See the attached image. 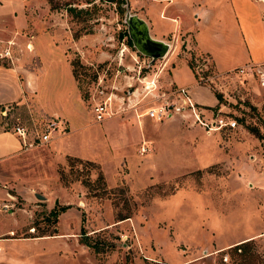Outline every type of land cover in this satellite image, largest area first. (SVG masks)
<instances>
[{
  "label": "rangeland",
  "instance_id": "374dc122",
  "mask_svg": "<svg viewBox=\"0 0 264 264\" xmlns=\"http://www.w3.org/2000/svg\"><path fill=\"white\" fill-rule=\"evenodd\" d=\"M119 2L0 0V64L16 72L23 94L1 104L9 122L32 132L58 115L50 108L78 106L69 115L80 127L65 145L101 160L108 177L97 160L56 150L53 140L67 131L58 115L62 133L0 166V264H166L186 255L194 259L180 264H260L264 238L212 254L205 248L250 221L264 224V0ZM126 13L145 20L150 35L161 31L164 55L150 60L136 50ZM195 41L225 70L251 66L216 78L219 89L197 82L220 94L212 105L194 102L203 119H236L219 134L176 111L136 116L174 101L194 58L217 71ZM106 97L113 113L97 121L92 105ZM111 128L116 151L108 148ZM109 152L121 159L113 170Z\"/></svg>",
  "mask_w": 264,
  "mask_h": 264
},
{
  "label": "crops",
  "instance_id": "0c3cea01",
  "mask_svg": "<svg viewBox=\"0 0 264 264\" xmlns=\"http://www.w3.org/2000/svg\"><path fill=\"white\" fill-rule=\"evenodd\" d=\"M162 18H167L164 15H159ZM154 32L151 34L152 37L154 38H162V33L161 31L156 28L153 27ZM196 40V38H195ZM195 47L199 50L202 51H207L210 53L212 60H213V66L215 67V69L217 71H222L225 70L224 68H222L219 65V61L214 57V55L206 49H200L197 41H195ZM172 65L170 67V72L173 69ZM189 68L192 71V77H191V81L189 83H185V84H180L179 86H183L186 88V91L188 92V94L190 95V97L193 99L194 102H200L203 104H214L216 102V97L213 94V92L211 91H205V93L202 91L204 88V86H201L195 82V74L194 71L192 69V67L189 65ZM228 69V68H227ZM170 82L176 85V82L174 80V78L171 76L170 74ZM177 86V87H179ZM198 87V88H197ZM22 86L19 83L17 77H16V72L9 66H4L2 64H0V105L1 104H5V103H9V102H15L17 100H19L22 97ZM70 105L66 104V103H62L61 106H55L50 108V110H52L53 113H56L58 115H60L61 117L64 118L65 123L67 125V131L64 132L63 134H61L60 136H58L56 139L53 140V146L56 147L57 151H61L63 154H68V155H72V156H78V157H83V158H88L91 160H97V162L100 165L101 171L103 173V175L108 179L106 172H105V164L93 157V156H88V155H84V154H80V153H76L74 151H72L70 148H67L68 145H65L67 142L69 143V138L71 137V135L69 134H73L72 132L77 131V129H79V122L76 124H73L71 122L70 119V115H73L72 110L74 113H76L77 111H80V108L76 105H73V107L70 106L71 111H69L68 107ZM177 113L181 114V115H185V116H192L189 112V110L187 108L184 109H179L178 111H176ZM70 114V115H69ZM173 113H171L170 115H168L167 117H171ZM120 119L121 123H124L125 126H128V121L125 123L123 122V119H121V117H118ZM119 119L115 120V127L117 128V123L119 122ZM203 128V127H202ZM118 129V128H117ZM204 129V128H203ZM110 134H107L108 137V141H109V150H115L117 149V140H114L116 137V132L117 130L114 128L110 129ZM212 133H216L219 134L220 131L219 130H213L208 132V134H212ZM106 138V137H105ZM67 143V144H68ZM31 147L27 148L30 149ZM27 149H22L21 147V142H20V137L16 134L13 133L11 131L5 130L4 128L1 127L0 125V166L1 165H5V160L9 159L11 156L21 152V151H25ZM137 150V149H136ZM110 154V166L111 169L113 170L116 165L121 161V159H119L118 157H112V154L109 152ZM124 158V157H123ZM122 158V159H123ZM262 238H264V224H260L259 226L255 227L252 225V221H250V226H246L245 228H242L241 230H231L229 231L228 235H224V236H219V239H217L216 242H214L212 244V246L210 248H205V249H211V252L208 253H216L218 251L221 250H225L228 248H232L234 246H238L241 244H245V243H249L255 240H261ZM236 249H239L236 248ZM201 256H198L197 258L200 259ZM194 257H189V256H183V257H179L176 260H170L169 258L164 259L166 264H180V263H184V262H188L193 260ZM167 260V261H166ZM260 264H264V255H263V259L260 262Z\"/></svg>",
  "mask_w": 264,
  "mask_h": 264
},
{
  "label": "built area",
  "instance_id": "2783aa9c",
  "mask_svg": "<svg viewBox=\"0 0 264 264\" xmlns=\"http://www.w3.org/2000/svg\"><path fill=\"white\" fill-rule=\"evenodd\" d=\"M193 60L196 61V63L194 64V69L192 68L195 74V82L200 83L209 81L212 82L218 89L222 85V83L218 82L216 78H230L235 76L236 73L242 72L246 69H250L251 67L237 66L231 69H226L224 71H216L212 74L211 72L206 71V62L197 61L196 58H194ZM260 84H264V80H261ZM175 94L176 99L174 101L164 98L154 105L146 106V108L141 113H136V116L144 114L149 118L159 120L170 115L172 111H178L179 109L187 108L190 114L193 116V119L198 121V123L202 125L207 132L219 130L223 127L234 128L237 126L236 119L228 115H215L203 119L200 116V113L202 111H200V109H196L193 99L190 97L184 86L177 87ZM7 108L8 106L0 108V115L4 117V120L1 121V127L5 130L16 133L20 137L22 149H27L32 145L46 142L53 136H56L64 131L63 118H60L58 115L50 116L44 122V125L41 129H34L32 132L28 131L22 124L9 122L11 121V119L8 118L9 116L6 113ZM92 111L94 119L97 121L110 116L113 113L110 97H106L104 98V100L95 101L92 105ZM146 149V142L145 140H142L139 145V151L143 153L146 151Z\"/></svg>",
  "mask_w": 264,
  "mask_h": 264
},
{
  "label": "water",
  "instance_id": "95a60500",
  "mask_svg": "<svg viewBox=\"0 0 264 264\" xmlns=\"http://www.w3.org/2000/svg\"><path fill=\"white\" fill-rule=\"evenodd\" d=\"M124 21L126 23L127 35L137 51L148 56L150 60H154L165 54L168 49V43L152 37L148 32L145 20L134 13H126ZM35 196L43 198V195L39 193H35Z\"/></svg>",
  "mask_w": 264,
  "mask_h": 264
},
{
  "label": "trees",
  "instance_id": "16d2710c",
  "mask_svg": "<svg viewBox=\"0 0 264 264\" xmlns=\"http://www.w3.org/2000/svg\"><path fill=\"white\" fill-rule=\"evenodd\" d=\"M50 1V0H49ZM125 2V0H120V6L123 4ZM189 64V63H188ZM190 65V64H189ZM191 66V65H190ZM192 67V66H191ZM214 95H215V97L218 99L219 97H220V94L219 93H217V92H214ZM0 108H2V105H0ZM69 158H72V159H78L77 157H74V156H71V157H69ZM100 174V173H99ZM101 175V174H100ZM65 206L66 205H60V206H58L57 207V209H53L52 210V213H53V215H56V213H57V211H62L64 208H65ZM234 247H236V248H240V246L238 245V246H234Z\"/></svg>",
  "mask_w": 264,
  "mask_h": 264
}]
</instances>
